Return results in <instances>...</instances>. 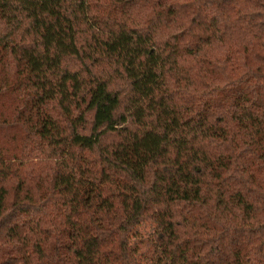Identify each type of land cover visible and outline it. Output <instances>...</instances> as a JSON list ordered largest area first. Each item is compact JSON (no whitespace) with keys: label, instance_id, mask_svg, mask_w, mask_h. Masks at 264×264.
<instances>
[{"label":"trees","instance_id":"obj_1","mask_svg":"<svg viewBox=\"0 0 264 264\" xmlns=\"http://www.w3.org/2000/svg\"><path fill=\"white\" fill-rule=\"evenodd\" d=\"M0 264H264V0H0Z\"/></svg>","mask_w":264,"mask_h":264},{"label":"rangeland","instance_id":"obj_2","mask_svg":"<svg viewBox=\"0 0 264 264\" xmlns=\"http://www.w3.org/2000/svg\"><path fill=\"white\" fill-rule=\"evenodd\" d=\"M154 224L150 221H143L134 226L129 233L130 241L142 254H148L152 251L151 235Z\"/></svg>","mask_w":264,"mask_h":264}]
</instances>
